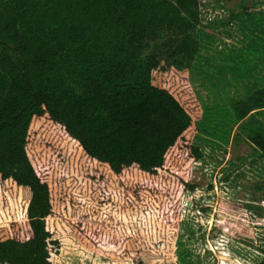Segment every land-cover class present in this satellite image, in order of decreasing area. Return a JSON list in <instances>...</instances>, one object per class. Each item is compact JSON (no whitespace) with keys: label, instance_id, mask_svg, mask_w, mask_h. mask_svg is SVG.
<instances>
[{"label":"trees","instance_id":"16d2710c","mask_svg":"<svg viewBox=\"0 0 264 264\" xmlns=\"http://www.w3.org/2000/svg\"><path fill=\"white\" fill-rule=\"evenodd\" d=\"M206 6L0 0V264H100L104 239L118 253L101 264H173ZM230 112L264 157V87Z\"/></svg>","mask_w":264,"mask_h":264},{"label":"rangeland","instance_id":"374dc122","mask_svg":"<svg viewBox=\"0 0 264 264\" xmlns=\"http://www.w3.org/2000/svg\"><path fill=\"white\" fill-rule=\"evenodd\" d=\"M201 1L207 6L189 80L203 111L193 138L202 158L192 165L193 190L181 197L173 264H256L264 258V157L230 104L264 87V0H246L260 11L249 21L233 17L240 0ZM91 251L100 264L118 253L105 239Z\"/></svg>","mask_w":264,"mask_h":264}]
</instances>
